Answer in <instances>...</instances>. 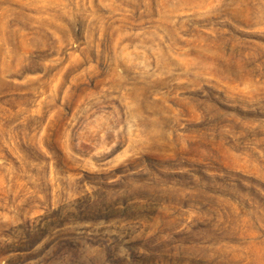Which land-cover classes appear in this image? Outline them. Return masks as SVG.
Segmentation results:
<instances>
[{
	"label": "rangeland",
	"instance_id": "1",
	"mask_svg": "<svg viewBox=\"0 0 264 264\" xmlns=\"http://www.w3.org/2000/svg\"><path fill=\"white\" fill-rule=\"evenodd\" d=\"M0 264H264V0H0Z\"/></svg>",
	"mask_w": 264,
	"mask_h": 264
}]
</instances>
